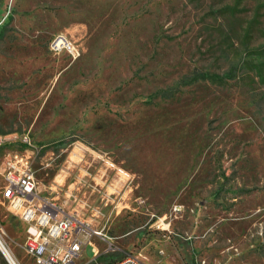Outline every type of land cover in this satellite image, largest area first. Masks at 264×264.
Here are the masks:
<instances>
[{"label": "rangeland", "instance_id": "rangeland-1", "mask_svg": "<svg viewBox=\"0 0 264 264\" xmlns=\"http://www.w3.org/2000/svg\"><path fill=\"white\" fill-rule=\"evenodd\" d=\"M0 147L20 264L38 263L1 186L27 151L93 235L75 264H264V0H0Z\"/></svg>", "mask_w": 264, "mask_h": 264}, {"label": "built area", "instance_id": "built-area-1", "mask_svg": "<svg viewBox=\"0 0 264 264\" xmlns=\"http://www.w3.org/2000/svg\"><path fill=\"white\" fill-rule=\"evenodd\" d=\"M50 49L55 53L66 52L74 59L81 56V50L65 33L52 39ZM23 141L25 144L29 142L28 137ZM4 165L2 197L9 203L11 210L32 228L27 239V252L35 261L38 264H75L86 244L95 248L96 259L98 250L93 244V235L88 231L87 224L38 194L29 152H9ZM95 234L103 237L101 232ZM6 259L9 264H20L15 258ZM106 264L148 263L137 256L128 255Z\"/></svg>", "mask_w": 264, "mask_h": 264}, {"label": "trees", "instance_id": "trees-1", "mask_svg": "<svg viewBox=\"0 0 264 264\" xmlns=\"http://www.w3.org/2000/svg\"><path fill=\"white\" fill-rule=\"evenodd\" d=\"M220 78V75H218V74H208V73H198V74H196L195 76H194V81H196V80H200V79H210V80H213V81H216L217 79H219ZM25 145L26 144H24V146H23V149H26L25 148ZM27 147V146H26ZM3 148L2 147H0V152H1V150H2Z\"/></svg>", "mask_w": 264, "mask_h": 264}, {"label": "bare ground", "instance_id": "bare-ground-1", "mask_svg": "<svg viewBox=\"0 0 264 264\" xmlns=\"http://www.w3.org/2000/svg\"><path fill=\"white\" fill-rule=\"evenodd\" d=\"M0 250L3 252V254L5 255L6 258L11 259L13 257L12 253L10 252V250L5 246V244L3 243V241L0 238Z\"/></svg>", "mask_w": 264, "mask_h": 264}, {"label": "crops", "instance_id": "crops-1", "mask_svg": "<svg viewBox=\"0 0 264 264\" xmlns=\"http://www.w3.org/2000/svg\"><path fill=\"white\" fill-rule=\"evenodd\" d=\"M42 197V196H41ZM42 198H44V197H42ZM46 199V198H45ZM27 224V223H26ZM27 226H28V235L29 234H31L32 233V228L27 224ZM93 244L96 246V249H97V245H96V243L95 242H93ZM92 246L91 244H86L85 246H84V249L87 247V246ZM92 249H93V252H94V256L96 255V252H95V248L92 246ZM84 252V251H83ZM83 254V253H82ZM82 256V255H81Z\"/></svg>", "mask_w": 264, "mask_h": 264}]
</instances>
